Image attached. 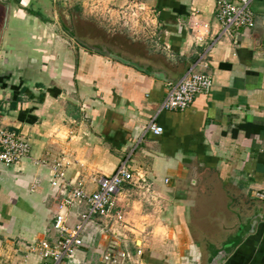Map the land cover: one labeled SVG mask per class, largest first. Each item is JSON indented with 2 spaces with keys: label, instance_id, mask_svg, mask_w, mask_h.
<instances>
[{
  "label": "crops",
  "instance_id": "0c3cea01",
  "mask_svg": "<svg viewBox=\"0 0 264 264\" xmlns=\"http://www.w3.org/2000/svg\"><path fill=\"white\" fill-rule=\"evenodd\" d=\"M217 2L0 0V124L31 144L27 159L0 162V264L42 263L33 248L55 238L50 231L62 201V190L51 185L56 163L68 187L83 181L93 193L96 179L128 159L153 184L157 201L128 189L116 208L128 227L115 235L92 228L66 264H104L111 244L129 253L128 264H211L219 255L221 264H264V0L252 5L256 27L240 30L236 40L221 37ZM134 6L144 9L131 20L138 34L103 18ZM73 7L85 17L102 14L101 25L140 50L116 43L124 58L157 76L66 43L50 21ZM194 17L211 25L200 45L190 31ZM194 66L212 76V91L186 111L160 114L162 136L144 135L168 83ZM68 218L75 225L77 211Z\"/></svg>",
  "mask_w": 264,
  "mask_h": 264
},
{
  "label": "built area",
  "instance_id": "2783aa9c",
  "mask_svg": "<svg viewBox=\"0 0 264 264\" xmlns=\"http://www.w3.org/2000/svg\"><path fill=\"white\" fill-rule=\"evenodd\" d=\"M256 0H218L216 4V18L221 26V37L227 36L236 40L238 32L242 29H254L256 27L255 13L252 5ZM120 16L129 23L139 21L144 11L143 7L134 6L128 8ZM132 24V23H131ZM126 26L128 24L125 23ZM191 35L195 44H203L210 36L211 25L201 23L197 18L191 22ZM206 54L201 57L198 64H204ZM197 66V65H196ZM214 82L212 76L196 71L195 66L181 79L168 83V92L161 104L157 115L146 126L144 135L151 134L160 137L164 134V128L157 123V118L164 112H183L189 109L196 97L208 94L212 91ZM31 154V144L28 139L16 130H9L0 124V162L6 166H14ZM63 164L56 163L52 167L51 185L56 190H62L60 210L55 215L51 231L56 236L52 241H43L33 250L41 253V264H66L77 259L78 253L85 248L90 230L101 229L105 235H115V229L127 228L125 216L117 212L119 200L126 195V191L132 187H139L144 191L143 197L149 195L150 202H156L153 184L147 176L137 173L131 166L130 160L119 165L110 176H102L95 180L97 189L88 193L83 181L74 187H68L63 171ZM169 183V180H166ZM146 195V196H145ZM261 198L264 196L259 195ZM77 211V222L71 226L69 211ZM142 255V252H138ZM130 255L127 252L118 251L111 244L110 249L104 255V264H128Z\"/></svg>",
  "mask_w": 264,
  "mask_h": 264
},
{
  "label": "rangeland",
  "instance_id": "374dc122",
  "mask_svg": "<svg viewBox=\"0 0 264 264\" xmlns=\"http://www.w3.org/2000/svg\"><path fill=\"white\" fill-rule=\"evenodd\" d=\"M81 9L77 7L62 8L60 17L54 21L56 23L50 21V24H53L52 26L57 28L58 35H61V37L65 39L66 43L71 44V47L74 46L77 48L78 46H86L90 49L94 47L100 49L102 47H108L113 52L118 53L125 58L126 56L123 54V51L116 47V43H124L128 47H132L133 49L140 51L138 47L134 48L133 46H130L132 40H129L126 36L121 34V32H117L111 28L101 25L97 19H101L103 17L102 14H98L99 12H87L86 17L88 18H86L84 16V9ZM106 15H108V11H106ZM103 18L108 20L112 19L113 21L120 20L121 22H124V25L125 23L128 24V26L125 25L126 28H130L128 30L136 34L140 31L136 28L132 29L133 25L127 22V19L124 20L123 16L112 17L110 15ZM81 21H85L87 23H82ZM141 34H144V32ZM124 53H126V51H124Z\"/></svg>",
  "mask_w": 264,
  "mask_h": 264
},
{
  "label": "water",
  "instance_id": "95a60500",
  "mask_svg": "<svg viewBox=\"0 0 264 264\" xmlns=\"http://www.w3.org/2000/svg\"><path fill=\"white\" fill-rule=\"evenodd\" d=\"M95 49L98 50L102 55H108V56H110L111 58H113V59H115V60H117V61H119V62L125 63V64H127V65H133V66H135L136 68H138V69L141 70V71H144V72H146V73H148V74H151V75L157 76L156 73L151 72V71H149V70H147V69H145V68H142V67H140L139 65H137V64H135V63H133V62H131V61H127L123 56H121V55H119V54H114V53H112V52L110 53V52L108 51L107 48H105V49L95 48ZM221 257H222L223 259H220V255H219V257L216 258V259H214L213 262H212L211 264H221L222 262H224V261H225V259H224L225 256L223 257V255H221Z\"/></svg>",
  "mask_w": 264,
  "mask_h": 264
}]
</instances>
